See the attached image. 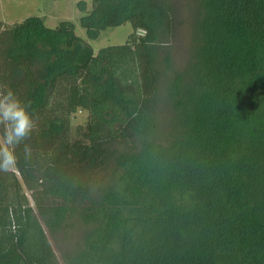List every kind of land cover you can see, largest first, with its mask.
<instances>
[{
    "label": "trees",
    "instance_id": "trees-1",
    "mask_svg": "<svg viewBox=\"0 0 264 264\" xmlns=\"http://www.w3.org/2000/svg\"><path fill=\"white\" fill-rule=\"evenodd\" d=\"M190 1L191 55L167 88L155 57L178 0L81 2L89 37L134 29L97 52L68 20L0 23V93L34 124L0 169V264H52L44 225L74 216L88 227L67 264H264V0Z\"/></svg>",
    "mask_w": 264,
    "mask_h": 264
},
{
    "label": "rangeland",
    "instance_id": "rangeland-1",
    "mask_svg": "<svg viewBox=\"0 0 264 264\" xmlns=\"http://www.w3.org/2000/svg\"><path fill=\"white\" fill-rule=\"evenodd\" d=\"M81 2L88 10L92 8V0H0V23L5 24V26L12 25L22 22L28 17L39 16L44 20L46 26L56 27L61 21L68 20L74 23L76 34L89 42L95 52L106 45L126 42L129 34L134 31L131 22L127 21L119 26L102 30L96 38L89 37L87 30L80 22L81 16L84 14V10L80 6ZM178 4H181L183 24L181 26L178 24L173 37L162 40L155 57L156 67L162 73L166 88L165 82L170 81L175 72H179L187 66L191 55V10L194 8L193 2L178 0ZM164 86L161 88L162 104L158 113L162 130L167 126L172 114ZM87 116L88 113L85 110L78 111L73 118L74 125L85 123ZM112 168V165H109L105 169L99 170L97 174L92 175L93 181L98 184L108 182L111 178ZM24 191L30 199V203L36 208L31 191L26 188ZM34 215L39 218L40 222H43L37 208ZM87 227V225L82 224L78 216H74L67 222L66 227L54 233L44 225L46 236L54 254L51 260L52 264H67L64 259L65 254L76 252L81 248Z\"/></svg>",
    "mask_w": 264,
    "mask_h": 264
},
{
    "label": "clouds",
    "instance_id": "clouds-1",
    "mask_svg": "<svg viewBox=\"0 0 264 264\" xmlns=\"http://www.w3.org/2000/svg\"><path fill=\"white\" fill-rule=\"evenodd\" d=\"M0 125L3 126V134L0 136V169L10 170L16 161L15 147L31 134L34 127L23 102L11 89L0 93Z\"/></svg>",
    "mask_w": 264,
    "mask_h": 264
}]
</instances>
